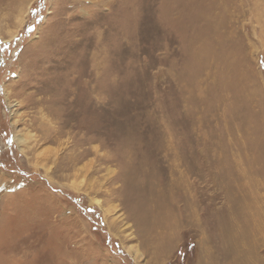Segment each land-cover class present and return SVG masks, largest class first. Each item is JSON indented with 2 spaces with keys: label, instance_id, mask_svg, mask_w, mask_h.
I'll return each instance as SVG.
<instances>
[{
  "label": "rangeland",
  "instance_id": "1",
  "mask_svg": "<svg viewBox=\"0 0 264 264\" xmlns=\"http://www.w3.org/2000/svg\"><path fill=\"white\" fill-rule=\"evenodd\" d=\"M0 264H264V0H0Z\"/></svg>",
  "mask_w": 264,
  "mask_h": 264
},
{
  "label": "bare ground",
  "instance_id": "2",
  "mask_svg": "<svg viewBox=\"0 0 264 264\" xmlns=\"http://www.w3.org/2000/svg\"><path fill=\"white\" fill-rule=\"evenodd\" d=\"M210 12V11H209ZM215 14V13H214ZM16 137L18 138V140H21L22 136L21 135H16Z\"/></svg>",
  "mask_w": 264,
  "mask_h": 264
}]
</instances>
